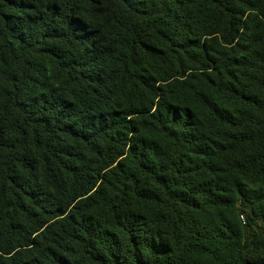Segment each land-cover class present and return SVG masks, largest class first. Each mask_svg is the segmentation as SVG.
<instances>
[{"label":"trees","instance_id":"16d2710c","mask_svg":"<svg viewBox=\"0 0 264 264\" xmlns=\"http://www.w3.org/2000/svg\"><path fill=\"white\" fill-rule=\"evenodd\" d=\"M0 264H264V0H0Z\"/></svg>","mask_w":264,"mask_h":264}]
</instances>
